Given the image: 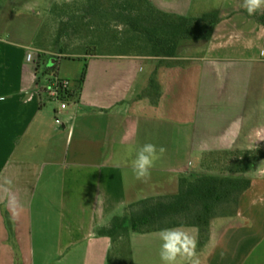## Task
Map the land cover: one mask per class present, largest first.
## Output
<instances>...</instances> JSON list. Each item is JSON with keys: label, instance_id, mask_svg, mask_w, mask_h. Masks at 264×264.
<instances>
[{"label": "crops", "instance_id": "1", "mask_svg": "<svg viewBox=\"0 0 264 264\" xmlns=\"http://www.w3.org/2000/svg\"><path fill=\"white\" fill-rule=\"evenodd\" d=\"M150 1L175 15L217 12L220 21L211 39H185L200 41L193 55L180 52L185 40L173 57L94 55L112 62L94 70L89 91L72 89L74 104L58 103L54 120L27 65L34 51L66 54L51 51L55 33L46 28L63 26L69 7L0 0V96L8 97L0 101V264H162L161 230L113 236L114 219L133 203L176 194L181 177L205 172L211 156L264 150V43L252 52L245 31L264 28V14L248 15L243 0ZM230 5L243 11L234 25ZM146 143L167 149L147 183L130 166ZM247 177L236 212L212 219L204 234L177 226L196 238L201 264H264V158ZM6 178L18 216L6 206Z\"/></svg>", "mask_w": 264, "mask_h": 264}, {"label": "rangeland", "instance_id": "2", "mask_svg": "<svg viewBox=\"0 0 264 264\" xmlns=\"http://www.w3.org/2000/svg\"><path fill=\"white\" fill-rule=\"evenodd\" d=\"M138 2V6L133 8V6H127L123 4L125 0H61V3L65 4L66 8L69 9L61 11L60 15H63V20L66 22L63 26H51L46 28L55 33L52 35L55 41L52 42L51 46L53 50L58 53H66L62 56H55L49 53L46 56L42 55L40 52H33V61H28L27 71L31 70L34 74L35 84L42 85L44 87H49L57 77L69 79L71 81L72 89L86 91L90 90L91 81L96 72L94 71L100 65L108 66L112 61L107 59H99L94 56V52L103 53H120V52H144L146 54H156L152 48L145 45L143 41V36H139L141 30H135L136 27L132 23L144 24L145 21L142 18V12L146 11L145 7L139 8L140 4L144 1L133 0ZM118 2H123L120 4L121 8H114V4L118 5ZM197 8V10H195ZM142 9V10H140ZM201 8L193 7L191 11L199 12ZM237 6L230 5L225 15L227 19L231 22H240L243 18V11H236ZM57 13V12H56ZM76 14L77 19L75 23L69 22L72 14ZM227 15H230L227 16ZM146 18V17H145ZM52 21V20H51ZM71 21V20H70ZM220 21V20H219ZM75 27H72V26ZM100 25L101 30H97ZM70 26V27H69ZM56 29L60 32H57ZM242 29V28H238ZM64 30L67 32L65 40L63 43L58 41L61 38V33ZM238 32V30H234ZM247 32V40L253 43L252 52L259 49L264 43V28H259L258 31L253 32V28H245ZM99 38L100 42L95 39ZM130 40H135L136 43H131ZM234 42L242 41L245 39L237 40L236 37L233 39ZM195 42H200L197 40H185L181 45L182 53L193 55L195 54ZM40 43V42H38ZM38 45V44H35ZM56 52V53H57ZM46 95V106L45 109L54 117L56 120L55 107L58 102L54 100L48 92ZM72 97L71 103L74 101ZM74 104V103H73ZM259 155H249L248 154H227L211 156L208 159L207 169L204 174L206 175H233V176H247L248 168L254 161L260 160ZM262 159V158H261ZM181 214L174 219H179L181 222H189L192 215V211L188 212V215ZM124 232V230H122ZM54 256H52L53 258ZM55 259V258H54Z\"/></svg>", "mask_w": 264, "mask_h": 264}, {"label": "trees", "instance_id": "3", "mask_svg": "<svg viewBox=\"0 0 264 264\" xmlns=\"http://www.w3.org/2000/svg\"><path fill=\"white\" fill-rule=\"evenodd\" d=\"M141 1L144 2L139 8L144 9L145 7L146 9L142 12V18L145 20L143 23H145H135V20L132 23L136 27L135 30H141L139 36L144 33L142 43L159 55L176 56L177 50L185 39H211L220 20L217 12L201 17L175 15L159 9L150 0L139 2ZM121 3L123 2H118V8H121ZM123 4L133 6V8L138 6V2L133 0H125ZM76 19L77 16L74 13L69 22L75 23ZM97 27V30H101L100 25ZM99 38L102 37L99 36L97 42L101 43ZM130 41L136 43L135 40ZM256 155L261 156L260 159L264 158V150H259ZM204 173L183 175L179 191L174 195L150 197L131 204L125 216H117L114 219L113 227L107 233L115 236L127 230L150 232L177 226L196 225L204 234L212 219L236 212L241 196L252 185L251 178L247 176H233L232 174L216 176ZM191 211L189 222L174 219L175 216L178 217L181 214L188 215Z\"/></svg>", "mask_w": 264, "mask_h": 264}, {"label": "clouds", "instance_id": "4", "mask_svg": "<svg viewBox=\"0 0 264 264\" xmlns=\"http://www.w3.org/2000/svg\"><path fill=\"white\" fill-rule=\"evenodd\" d=\"M248 15L264 14V0H243L240 5ZM8 99L7 96H0V101ZM164 146L157 148L155 144L146 143L135 151V158L131 161V168L137 180L147 183L151 179V169L166 153ZM132 150H129L131 155ZM3 191L7 196L6 206L14 216L19 215V201L11 191L12 181L5 179ZM161 240L159 256L162 264H201L197 254V240L188 231L181 227L166 228L159 232Z\"/></svg>", "mask_w": 264, "mask_h": 264}, {"label": "built area", "instance_id": "5", "mask_svg": "<svg viewBox=\"0 0 264 264\" xmlns=\"http://www.w3.org/2000/svg\"><path fill=\"white\" fill-rule=\"evenodd\" d=\"M32 58L33 55L30 54L29 59ZM45 92L60 104L61 109H68L71 106L70 98L73 96V91L69 79L57 77L49 87H46ZM57 121L61 122V119L57 118Z\"/></svg>", "mask_w": 264, "mask_h": 264}]
</instances>
